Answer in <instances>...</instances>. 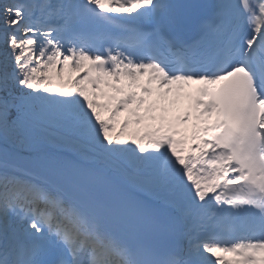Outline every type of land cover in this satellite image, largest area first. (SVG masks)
Segmentation results:
<instances>
[{
	"label": "snow or ice",
	"instance_id": "1",
	"mask_svg": "<svg viewBox=\"0 0 264 264\" xmlns=\"http://www.w3.org/2000/svg\"><path fill=\"white\" fill-rule=\"evenodd\" d=\"M0 145V264H264V0H0Z\"/></svg>",
	"mask_w": 264,
	"mask_h": 264
},
{
	"label": "bare ground",
	"instance_id": "2",
	"mask_svg": "<svg viewBox=\"0 0 264 264\" xmlns=\"http://www.w3.org/2000/svg\"><path fill=\"white\" fill-rule=\"evenodd\" d=\"M160 104L161 105H166V104H163L162 101L160 102ZM174 109L172 108V110L168 113V115L170 117L181 115L184 111H186L188 109V106H186L185 104H182L181 101H179L178 106L176 108H174ZM157 114L158 115L160 114L159 107H158V110H157ZM192 123H194V121H190L188 125H180L181 129L186 131L189 136H190L191 131H192ZM0 146L2 147L3 145H0Z\"/></svg>",
	"mask_w": 264,
	"mask_h": 264
}]
</instances>
